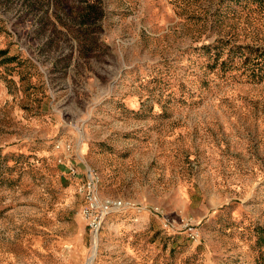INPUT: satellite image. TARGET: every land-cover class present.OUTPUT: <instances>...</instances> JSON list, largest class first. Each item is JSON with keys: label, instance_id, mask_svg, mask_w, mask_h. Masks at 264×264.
Instances as JSON below:
<instances>
[{"label": "rangeland", "instance_id": "rangeland-1", "mask_svg": "<svg viewBox=\"0 0 264 264\" xmlns=\"http://www.w3.org/2000/svg\"><path fill=\"white\" fill-rule=\"evenodd\" d=\"M0 264H264V0H0Z\"/></svg>", "mask_w": 264, "mask_h": 264}, {"label": "built area", "instance_id": "built-area-1", "mask_svg": "<svg viewBox=\"0 0 264 264\" xmlns=\"http://www.w3.org/2000/svg\"><path fill=\"white\" fill-rule=\"evenodd\" d=\"M89 187H90V185L89 184H87L86 185V192H85V194H84V198H85V200H87L88 201V210H85V214H88V212L90 211V210H93L94 209V207H95V205L92 203V198H91V194H90V190H89ZM107 209V206H103V210H106ZM103 210H101V212L103 211ZM97 223H95L94 221H92L91 222V224H90V228H91V231L93 232V233H95L96 232V230H97ZM187 230L191 233L192 231H191V228L189 227V228H187Z\"/></svg>", "mask_w": 264, "mask_h": 264}]
</instances>
